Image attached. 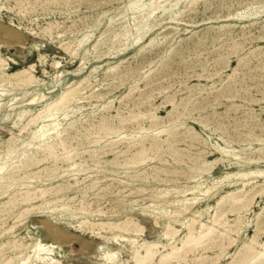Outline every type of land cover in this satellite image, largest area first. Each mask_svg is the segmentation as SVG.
<instances>
[{
	"label": "rangeland",
	"instance_id": "374dc122",
	"mask_svg": "<svg viewBox=\"0 0 264 264\" xmlns=\"http://www.w3.org/2000/svg\"><path fill=\"white\" fill-rule=\"evenodd\" d=\"M49 1L0 0V52L9 62L6 70L12 72L35 64L31 69L34 78L29 84H19L15 78H0L2 173L7 172L12 160H17L16 155L22 148L29 156L33 155L36 145H40L33 133L51 122L39 119L36 124L30 122L23 128L30 118L55 101L64 89L78 85L84 77L88 79L80 85L75 98L55 116L64 131L66 149L63 145L44 148L47 151L40 155H49L50 151L56 154L57 160L49 155L38 166L33 164L18 172L17 183L13 181L11 189L0 188L3 217L0 216V225L4 224L0 226V261L11 256L14 261L22 259L20 249L12 244L22 242L21 239L31 242V236L38 232L44 242L55 245L56 252L45 256L48 262L57 259L54 264H106L102 252L112 249L119 258L113 264H134L131 259L135 247L150 241L181 246L188 232L187 222L192 217L212 224L210 219L216 213L222 214L227 224H215V240L205 241L188 251L190 264H229L231 261L230 264L241 261L243 264L242 256L252 253V250L246 251V245L264 249L261 244L264 243V0ZM53 61L59 62L53 64ZM24 110L27 113L20 116ZM27 143L32 144L27 146ZM142 148L143 152L138 153ZM137 157H145L143 163L132 162ZM26 174L31 177L27 179ZM43 188L48 189L47 198L40 195L41 198L30 202L20 198L28 189L41 194ZM244 188L248 190L245 192ZM230 194L254 196L253 202L248 207L240 206L241 202L234 201ZM48 200L50 203H46ZM69 203V208H62V204ZM10 207H14L13 211ZM7 213L10 214L7 216ZM84 218L99 224L92 228L90 222L81 223ZM169 225L174 226L177 234L170 238L166 235ZM196 225L199 227V222Z\"/></svg>",
	"mask_w": 264,
	"mask_h": 264
},
{
	"label": "bare ground",
	"instance_id": "6f19581e",
	"mask_svg": "<svg viewBox=\"0 0 264 264\" xmlns=\"http://www.w3.org/2000/svg\"><path fill=\"white\" fill-rule=\"evenodd\" d=\"M33 1V0H32ZM51 1V0H50ZM49 1V2H50ZM68 1V0H67ZM154 1V0H153ZM192 1V0H191ZM25 2V1H24ZM29 2H31V1H29ZM28 2V3H29ZM52 2V1H51ZM134 2V1H133ZM135 2H137V1H135ZM18 3V2H17ZM47 3V2H46ZM139 3V2H138ZM31 4V3H30ZM131 5L133 4V3H130ZM160 4H162V3H160ZM163 4H164V2H163ZM18 5H19V3H18ZM32 5V4H31ZM134 5V4H133ZM136 5H137V3H136ZM159 5V4H158ZM15 6H16V4H15ZM141 6H143V5H141ZM164 6V5H163ZM29 6H27V8H28ZM133 8V7H132ZM139 9V8H138ZM156 10V9H155ZM151 13V12H150ZM144 15V14H143ZM148 16V15H147ZM150 16V15H149ZM148 16V17H149ZM147 17V18H148ZM144 19V18H143ZM140 20V19H139ZM147 20V19H146ZM51 24V23H50ZM56 26V25H55ZM55 26H53V27H55ZM139 26H140V24H139ZM146 26V25H145ZM49 27V26H48ZM51 27H52V25H51ZM52 27V28H53ZM137 27V26H136ZM138 28V27H137ZM126 29V28H125ZM221 29V28H220ZM45 30V29H44ZM137 30V29H136ZM37 31V30H36ZM140 29H139V33H140ZM53 32V31H52ZM117 34V33H116ZM127 34V33H126ZM128 34H131L129 31H128ZM128 34L126 35V36H128ZM124 37V36H123ZM129 37V36H128ZM138 38V37H137ZM234 40V39H233ZM238 42V41H237ZM236 42V43H237ZM63 44V43H62ZM1 45V44H0ZM72 46V45H71ZM68 47V46H67ZM125 47V46H124ZM65 48V47H64ZM95 50V49H94ZM238 50V49H237ZM164 54V53H163ZM163 54H161V55H163ZM168 55H169V53H168ZM218 58V57H217ZM58 62L59 61H53V64H58ZM9 62L6 60V58L5 57H3L2 56V54H1V52H0V78H3V79H11V78H15V80H17V82L20 84H24V85H26V84H29V83H31L32 81H33V78H34V73H33V71L31 70V69H34V67H35V64L34 63H32V64H29V67L28 68H22V69H18V70H15V71H12V72H9V71H7L6 69V67L8 66L7 64H8ZM166 63V62H165ZM167 64V63H166ZM166 66V65H165ZM164 66V67H165ZM258 66V65H257ZM46 68V67H45ZM112 68V67H111ZM161 68H163V67H161ZM263 68V67H262ZM95 69V68H94ZM165 69V68H164ZM163 69V70H164ZM45 71V70H44ZM48 71V70H47ZM112 71H116V70H112ZM207 71V70H206ZM149 75H151V73L149 74ZM154 75V74H153ZM208 76V75H207ZM213 76V75H212ZM141 77V76H140ZM151 77V76H150ZM152 78V77H151ZM88 78L86 77H84V79L82 80V81H80L79 82V84L78 85H72V86H70V87H68L67 89H64L63 90V92L61 93V95L55 100V101H53V102H51L48 106H46L45 108H43V109H41L39 112H37V114H35V115H33L31 118H30V121H29V123L28 124H26L23 128H27L28 126H29V124H30V122H32V123H35V122H37L39 119H43L44 121H46V120H51V122L50 123H44L41 127H40V129L37 131V132H35V133H33L34 135V138L35 139H37L38 141H39V143H40V145H36V149H35V151L33 152V155L32 156H29L28 154L29 153H27V150L25 149V148H22L21 149V151H18L19 153L16 155V159L17 160H12V162H11V165H9V166H7V172L6 173H2L1 171H0V188H3V187H10V186H13V181H14V183L16 182L17 183V181H15V179H16V175L18 174V172H20V171H22V169L23 168H28L29 166H32L33 164L34 165H37V164H39L40 162H42V161H44V160H46V159H48V157H49V155H52V156H54L56 159L55 160H57V156H56V154H54L53 152H50L49 151V155H45V154H43V155H40V153L41 152H45V151H47V150H45L44 148H49V149H54V148H57L58 146H60V145H63L64 146V148L66 149V147H65V142H66V140L64 141V138H63V135H62V133L64 132L63 130H61L60 129V127H59V123H57L56 122V118H55V116H56V114L58 113V110L62 107V106H64V105H66L67 103H70L74 98H75V94H76V92L79 90V87H80V85L85 81V80H87ZM2 80V79H1ZM12 80V79H11ZM149 80V79H148ZM1 82V81H0ZM2 82H3V80H2ZM149 83H150V80H149ZM2 84V83H1ZM6 84V83H5ZM8 84H9V81H8ZM88 84H89V82H88ZM9 85H11V84H9ZM13 85V84H12ZM15 85H16V83H15ZM156 85V84H155ZM133 86V85H132ZM135 86V85H134ZM85 87V86H84ZM86 88V87H85ZM89 88V87H88ZM93 91H94V89H93ZM1 92V91H0ZM7 92V91H6ZM91 92V91H90ZM2 93V92H1ZM104 93V92H103ZM148 93V92H147ZM42 94V93H41ZM79 94V93H78ZM87 94V93H86ZM101 94V93H100ZM105 94V93H104ZM104 94L102 95V96H104ZM132 94V93H131ZM131 94H129V95H131ZM139 94H140V92H139ZM41 96V95H40ZM46 97V96H45ZM98 97H99V95H98ZM129 97V96H128ZM35 98V97H34ZM131 98V97H130ZM133 98V97H132ZM149 98V97H148ZM15 99V98H14ZM43 99V98H42ZM83 99V98H82ZM147 100V99H146ZM171 100H173V99H171ZM175 100V99H174ZM173 100V101H174ZM12 101V100H11ZM36 101H37V99H36ZM77 101V100H76ZM172 101V104L174 103ZM176 101V100H175ZM186 102V101H185ZM184 102V103H185ZM189 102V101H188ZM110 103V102H109ZM139 103V102H138ZM1 101H0V106H1ZM107 104V103H106ZM137 104V103H136ZM188 104V103H187ZM199 104V103H198ZM176 105V104H175ZM11 106V105H10ZM69 106V105H68ZM104 107H105V105H104ZM176 107V106H175ZM66 108H67V106H66ZM66 108H64V109H66ZM141 108V107H140ZM153 108H154V106H153ZM173 108V107H172ZM179 108V107H178ZM132 109V108H131ZM130 109V110H131ZM155 109V108H154ZM103 110V109H102ZM135 110V109H134ZM134 110L132 111V112H134ZM141 110V109H140ZM29 111V110H28ZM74 111V110H73ZM135 111H137V110H135ZM147 111V110H146ZM121 112V111H120ZM139 112V111H138ZM142 112V111H141ZM148 112V111H147ZM150 112H153L152 110L150 111ZM155 112V111H154ZM182 112V111H181ZM180 112V113H181ZM184 112V111H183ZM25 113H27V110H24L23 111V113H20V116H22L23 114H25ZM68 114H69V112H68ZM98 114V113H97ZM100 114V113H99ZM101 114H102V112H101ZM100 114V115H101ZM105 114V113H104ZM131 114V113H130ZM129 114V115H130ZM143 114V113H142ZM146 114V113H145ZM148 114V113H147ZM156 114V113H155ZM167 114H170V113H168L167 112ZM173 114V113H172ZM175 114H177V113H175ZM184 114V113H183ZM59 115H60V113H59ZM75 115V114H74ZM89 115V114H88ZM87 115V116H88ZM93 115V114H92ZM94 115H95V113H94ZM128 115V114H127ZM139 115V114H138ZM141 115V114H140ZM144 115V114H143ZM142 115V116H143ZM181 115V114H180ZM62 116V115H61ZM60 116V117H61ZM136 116V115H135ZM141 116V117H142ZM149 116V115H148ZM169 116V115H168ZM92 117V116H91ZM106 117V116H105ZM107 117H109V115L107 116ZM124 117V116H123ZM128 117V116H127ZM130 117V116H129ZM134 117V116H133ZM137 117V116H136ZM147 117V116H146ZM154 117V116H153ZM169 117H171V114H170V116ZM173 117V116H172ZM17 118V117H16ZM69 118V117H68ZM89 118V117H88ZM94 118H96V116H94ZM126 118V117H125ZM140 118V117H139ZM149 118V117H148ZM155 118V117H154ZM181 118V117H180ZM22 119V118H21ZM29 119V118H28ZM76 119V118H75ZM82 119V118H81ZM98 118H96V120H97ZM101 119H103V117L101 118ZM110 119H111V117H110ZM109 119V120H110ZM161 119V118H160ZM169 119V118H168ZM170 119H172V118H170ZM16 120V119H15ZM88 120V119H87ZM108 120V119H107ZM136 120V118L134 119V121ZM138 120V119H137ZM153 120H155V119H153ZM152 120V121H153ZM78 121V120H77ZM76 121V122H77ZM125 121H127V120H125ZM175 121V120H174ZM62 122V121H61ZM70 122V121H69ZM75 122V121H74ZM80 122V121H79ZM82 122V121H81ZM89 122H91V121H89ZM95 122V121H94ZM124 122V121H123ZM122 122V123H123ZM151 122V121H150ZM14 123V122H13ZM18 123H20V122H18ZM88 123V122H87ZM115 123H116V121H115ZM119 123V122H118ZM117 123V124H118ZM125 123V122H124ZM129 123V122H128ZM167 123V122H166ZM36 124V123H35ZM41 124V123H40ZM67 124H69L68 122H67ZM74 124V123H73ZM77 124H78V122H77ZM76 124V125H77ZM95 124H97V123H95ZM100 124V122L98 123V125ZM102 124V123H101ZM100 124V125H101ZM106 124V123H105ZM109 124V123H108ZM32 125V124H31ZM61 125V124H60ZM63 125V124H62ZM100 125H99V127H100ZM114 125V124H113ZM121 125V124H120ZM171 125H173V124H171ZM14 126H16V125H14ZM40 126V125H39ZM96 126V125H95ZM110 126H111V124H110ZM117 126V125H116ZM122 126V125H121ZM62 127V126H61ZM65 127V126H64ZM69 127V126H68ZM68 127H65V128H67L68 129ZM79 126H77V128H78ZM102 127V126H101ZM119 127V126H118ZM127 127V126H126ZM145 127H147V126H145ZM171 127V126H170ZM176 127V126H175ZM31 128V127H30ZM39 128V127H38ZM76 128V129H77ZM88 128V127H87ZM97 128V127H96ZM105 128V127H104ZM111 128V127H110ZM110 128H109V130H110ZM114 128H115V126H114ZM123 128V127H122ZM165 128V127H164ZM19 129H21V128H19ZM63 129V128H62ZM72 129V128H71ZM85 129V128H84ZM98 129V128H97ZM167 129V128H166ZM171 129V128H170ZM175 129H177V128H175ZM252 129V128H251ZM22 131H23V129H21ZM26 130V129H25ZM28 130V129H27ZM65 130V129H64ZM80 130V129H79ZM78 130V131H79ZM94 130H95V128H94ZM100 130V129H99ZM113 129L111 128V131H112ZM169 130V129H168ZM167 130V131H168ZM63 131V132H62ZM70 131V130H69ZM102 131V130H101ZM100 131V132H101ZM110 131V132H111ZM122 131V130H121ZM159 131H161V130H159ZM158 131V132H159ZM163 131V130H162ZM166 130H164V132H165ZM170 131V130H169ZM175 131V130H174ZM173 131V132H174ZM21 132V131H20ZM54 132H56V135H52V133H54ZM85 132V131H84ZM94 132V131H93ZM99 132V133H100ZM107 132V131H106ZM120 132V131H119ZM147 132H149V131H147ZM157 132V133H158ZM78 132L76 131V134H77ZM82 133V132H81ZM90 133V132H89ZM109 133V132H108ZM114 133V132H113ZM116 133V132H115ZM138 133V132H137ZM136 133V134H137ZM151 133H153V132H151ZM151 133H149V134H151ZM162 133V132H161ZM170 133V132H169ZM172 133V132H171ZM177 133V132H176ZM68 134V133H67ZM71 134V133H70ZM69 134V135H70ZM73 134H75V133H73ZM98 134V133H97ZM102 134V133H101ZM122 134V133H121ZM127 134V133H126ZM135 134V133H134ZM159 134H160V132H159ZM78 135V134H77ZM79 135H81V134H79ZM86 135V134H85ZM99 135V134H98ZM103 135H105V134H103ZM133 134H131V136H132ZM140 135V134H139ZM145 135H146V133H145ZM152 135V134H151ZM154 136H155V134H153ZM173 135H175V134H173ZM179 135V134H178ZM72 136H74V135H72ZM88 136H89V134H88ZM91 136V135H90ZM125 136V135H124ZM134 136V135H133ZM136 136H138V135H136ZM168 136V135H167ZM169 136H171V135H169ZM168 136V137H169ZM176 136V135H175ZM174 136V137H175ZM65 137V136H64ZM67 137H69V136H67ZM147 137V135L145 136V138ZM149 137V136H148ZM167 137V138H168ZM172 138H173V136H171ZM80 138V137H79ZM107 138V137H106ZM105 138V139H106ZM138 138V137H137ZM141 138H143L144 139V137H141ZM151 138V137H150ZM153 138V137H152ZM176 138V137H175ZM174 138V139H175ZM66 139V138H65ZM75 139H76V137H75ZM100 139V138H99ZM102 139V138H101ZM112 139V138H111ZM136 139V138H135ZM158 139V138H157ZM165 139V138H164ZM169 139V138H168ZM205 139V138H204ZM68 140V139H67ZM88 140V139H87ZM91 140V139H90ZM93 140V139H92ZM104 140V139H103ZM114 140H116L115 138H114ZM120 141H121V139H119ZM145 140V139H144ZM159 140H160V138H159ZM158 140V141H159ZM166 140V139H165ZM254 140V139H253ZM75 141V140H74ZM83 141V140H82ZM101 141V140H100ZM127 141V140H126ZM137 141V140H136ZM153 141V140H152ZM157 141V142H158ZM168 141V140H167ZM167 141H165V142H167ZM114 142V141H113ZM129 142V141H128ZM135 142V141H134ZM143 142V141H142ZM202 142V141H201ZM71 143V142H70ZM81 143V142H80ZM117 143V141L115 142V144ZM119 144H120V142H118ZM133 143V142H132ZM136 143V142H135ZM139 143H140V141H139ZM150 143V142H149ZM153 143V142H152ZM163 143V142H162ZM31 144L32 143H27V146L29 145V146H31ZM145 144V143H144ZM163 144H165V143H163ZM10 145V144H9ZM12 145H14L13 143H12ZM41 145H44L45 147H41ZM91 145V144H90ZM130 145V144H129ZM139 145V144H138ZM151 145V143L149 144V146ZM153 145V144H152ZM158 145V144H157ZM168 145H170V144H168ZM190 145V144H189ZM215 145V144H214ZM78 146V145H77ZM111 146H112V144H111ZM133 146V145H132ZM135 146H137V145H135ZM141 146H143L142 145V143H141ZM154 146V145H153ZM107 147H108V145H107ZM160 147H162V146H160ZM9 148V147H8ZM14 148V147H13ZM102 147H100V149H101ZM113 148V147H112ZM144 148V147H143ZM143 148L140 150V151H138V153L140 152V153H142L143 152ZM150 148V147H149ZM152 148V147H151ZM159 148V147H158ZM163 148V147H162ZM1 149V148H0ZM72 149V148H71ZM88 149V148H87ZM91 149V148H90ZM118 149V148H117ZM128 150H129V148H127ZM131 149V148H130ZM4 150V149H3ZM3 150H2V152H3ZM12 150V149H11ZM96 150V149H95ZM137 150V149H136ZM144 150H145V148H144ZM149 150V149H148ZM160 150H161V148H160ZM222 150V149H221ZM224 150V149H223ZM7 151V150H6ZM10 151V150H9ZM62 151H64V150H62ZM61 151V152H62ZM66 151H68V150H66ZM65 151V152H66ZM81 151H83V150H81ZM116 151V150H115ZM130 151V150H129ZM150 151V150H149ZM156 151V150H155ZM159 151V150H158ZM225 151V150H224ZM91 152H92V150H91ZM125 152H126V149H125ZM137 152V151H136ZM12 153V152H11ZM10 153V154H11ZM14 153V152H13ZM30 153H31V151H30ZM66 153H69V151L68 152H66ZM94 153V152H93ZM121 153V152H120ZM148 153V152H147ZM73 154V153H72ZM101 154V153H100ZM99 154V155H100ZM137 154V153H136ZM149 154V153H148ZM152 154V153H151ZM1 155V154H0ZM75 155V154H74ZM102 155H104L103 153H102ZM138 155V154H137ZM146 155V154H145ZM13 156V155H12ZM61 156V155H60ZM59 156V157H60ZM69 156V155H68ZM98 156V155H97ZM147 156V155H146ZM149 156H151V155H149ZM1 157H3V156H1ZM6 157V156H5ZM58 157V158H59ZM90 157V156H89ZM88 157V158H89ZM248 157V156H247ZM4 158V157H3ZM72 158V157H71ZM87 158V159H88ZM129 158L131 159V157L129 156ZM133 158V157H132ZM148 158V157H147ZM146 158V159H147ZM151 158H152V156H151ZM157 158V157H156ZM176 158V157H175ZM174 158V159H175ZM226 158V157H225ZM243 158V157H242ZM249 158V157H248ZM2 159V158H1ZM65 159V158H64ZM63 159V160H64ZM145 159V157H137V158H134L133 160H132V162H142L143 160ZM7 160V159H6ZM67 160H69V159H67ZM84 160H85V158H84ZM149 160V159H148ZM153 160V159H152ZM247 160V159H246ZM2 161V160H1ZM5 161V160H4ZM71 161V160H70ZM176 161V160H175ZM177 161H178V159H177ZM176 161V162H177ZM7 162H9L8 160H7ZM56 161H54V163H55ZM64 162V161H63ZM63 162H61V163H63ZM67 162V161H66ZM83 162V161H82ZM127 162V161H126ZM125 162V163H126ZM131 162V161H130ZM216 162V161H215ZM3 163V162H2ZM5 163V162H4ZM69 163V162H68ZM143 163V162H142ZM6 164V163H5ZM56 164V163H55ZM86 164V163H85ZM139 164V163H138ZM208 164V163H207ZM72 165V164H71ZM127 165V164H126ZM133 165H135V164H133ZM38 166V165H37ZM55 165H53V167H54ZM58 166V165H57ZM68 166V165H67ZM66 166V167H67ZM69 166H70V164H69ZM69 166L67 167V168H69ZM35 167V166H34ZM43 167H45V166H43ZM52 167V166H51ZM59 167V166H58ZM81 167V166H80ZM157 167V166H156ZM1 166H0V170H1ZM41 168V167H40ZM46 168V167H45ZM62 168H64L63 166H62ZM82 168V167H81ZM92 168V167H91ZM97 168V167H96ZM155 168V167H154ZM211 168V167H210ZM5 169V170H6ZM47 169V168H46ZM52 169V168H51ZM70 169V168H69ZM80 169V168H79ZM79 169H78V171H79ZM160 169V168H159ZM208 169V168H207ZM43 170V169H42ZM53 170V169H52ZM81 170V169H80ZM86 170H88V169H86ZM99 170H100V168H99ZM98 170V171H99ZM151 170V169H150ZM211 170V169H210ZM210 170H208V171H210ZM47 171V170H46ZM77 171V170H76ZM75 171V172H76ZM83 171V170H82ZM142 171V170H141ZM144 171H146V170H144ZM165 171V170H164ZM255 171V170H254ZM258 171V170H257ZM31 172V171H30ZM35 172V171H34ZM38 172V171H37ZM41 172V171H40ZM45 172V171H44ZM51 172H54V171H51ZM70 172V171H69ZM74 172V171H73ZM74 172V173H75ZM85 171H83V173H84ZM143 172V171H142ZM39 173V172H38ZM67 173V172H66ZM78 173V172H77ZM80 173H82V172H80ZM145 173V172H144ZM246 173V172H245ZM244 173V174H245ZM30 174V173H29ZM51 174V173H50ZM55 173H53V175H54ZM58 174V173H57ZM57 174H55V175H57ZM65 174V173H64ZM69 174V173H68ZM142 174V173H141ZM31 176H32V172H31V174H30ZM60 175V174H59ZM252 175V174H251ZM26 176H27V174H26ZM31 176H27V179H28V177H31ZM34 176V175H33ZM39 176H41V175H39ZM38 176V177H39ZM51 176V175H50ZM76 176V175H75ZM88 175H86L85 177H87ZM37 177V176H36ZM49 176H47V178H48ZM91 177V176H90ZM89 177V178H90ZM107 176H105V178H106ZM144 177V176H143ZM240 177V176H239ZM244 177V176H243ZM70 178L71 177H69V180H70ZM104 178V177H103ZM102 178V179H103ZM148 178V177H147ZM193 178V177H192ZM34 179H35V177H34ZM41 179V178H40ZM49 179V178H48ZM51 179V178H50ZM56 179V178H55ZM17 180V179H16ZM20 180V179H19ZM23 180V179H22ZM37 180V179H36ZM66 180V179H65ZM85 181H86V178L84 179ZM97 180V179H96ZM96 180H94V181H96ZM21 181V180H20ZM30 181V180H29ZM45 181V180H44ZM49 181V180H48ZM75 181V180H74ZM19 182V181H18ZM82 182H84V181H82ZM97 183H98V181H96ZM128 182H130V181H128ZM20 183V182H19ZM28 183H30V182H28ZM58 182H56V184H57ZM59 183H61V181L59 182ZM63 183H66V182H64L63 181ZM62 183V184H63ZM70 183V182H69ZM68 183V184H69ZM74 183V182H73ZM100 183V182H99ZM102 183V182H101ZM100 183V184H101ZM55 184V185H56ZM77 184V183H76ZM86 184V183H85ZM84 184V185H85ZM111 184V183H110ZM113 184V183H112ZM26 185V184H25ZM58 185V184H57ZM93 185L95 186V182L93 183ZM114 185V184H113ZM201 185V184H200ZM21 186V185H20ZM53 186V185H52ZM68 186V185H67ZM66 186V187H67ZM73 186V185H72ZM103 186H105V185H103ZM117 186V185H116ZM19 187V186H18ZM23 187H24V185H23ZM27 187V186H26ZM43 187V186H42ZM63 187H65L64 185H63ZM78 187V186H77ZM87 187V186H86ZM114 187V186H113ZM112 187V188H113ZM120 187V186H119ZM48 188V187H47ZM51 188H53V187H51ZM51 188H50V190H51ZM61 188V187H60ZM69 188V187H68ZM79 188V187H78ZM91 188V187H90ZM97 188V187H96ZM111 188V189H112ZM124 188V187H123ZM10 189H11V187H10ZM13 189H14V187H13ZM37 189V188H36ZM83 189H87V188H83ZM83 189H82V191H83ZM122 189V188H121ZM126 189V188H125ZM140 189H142V188H140ZM251 189V188H250ZM24 190H26V189H24ZM41 190V194H38L37 193V190H35L34 189V191H32V190H27V191H25L21 196H20V198L22 197V201H24V202H30V201H33V200H35L37 197H39L40 195H41V197L42 196H44L45 197V194L47 193V190L48 189H46V188H43V189H40ZM49 190V191H50ZM68 190V189H67ZM88 190V189H87ZM89 190H91V189H89ZM93 190V189H92ZM107 190V189H106ZM119 190V189H118ZM122 190H124V189H122ZM165 190V189H164ZM166 190H169L168 188L166 189ZM165 190V191H166ZM242 190H244L245 191V188L244 189H242ZM248 190V189H247ZM246 190V191H247ZM7 191H8V189H7ZM20 191V190H19ZM18 191V192H19ZM48 191V192H49ZM56 191H58V190H56ZM55 191V192H56ZM60 191V190H59ZM65 191V190H64ZM74 191H75V189H74ZM103 191V190H102ZM125 191V190H124ZM131 191V190H130ZM157 191V190H156ZM160 191V190H159ZM180 191V190H179ZM232 191V190H231ZM245 191V192H246ZM1 192V191H0ZM4 192V191H3ZM6 192V191H5ZM9 192V191H8ZM13 192V191H12ZM40 192V191H39ZM54 192V193H55ZM80 192V191H79ZM84 192H85V190H84ZM162 192V191H161ZM169 192V191H168ZM177 192H178V190H177ZM21 193V192H20ZM19 193V194H20ZM51 193V192H50ZM57 193V192H56ZM96 192H94V194H95ZM99 193H100V191H99ZM102 193V192H101ZM100 193V194H101ZM107 193V192H106ZM124 193V192H123ZM158 193V192H157ZM234 193V192H233ZM241 193V192H240ZM14 194V193H13ZM49 194V193H48ZM47 194V195H48ZM77 194V193H76ZM86 194V193H85ZM93 194V195H94ZM160 194V193H159ZM6 195V194H5ZM12 195V194H11ZM63 195V194H62ZM84 195V194H83ZM92 195V196H93ZM99 195V194H98ZM104 195V194H103ZM154 195H157V194H154ZM161 195V194H160ZM231 195V194H230ZM2 196V195H1ZM14 196V195H13ZM61 196V195H60ZM67 196V195H66ZM16 197V196H15ZM18 197V196H17ZM41 197H39V198H41ZM57 197V196H56ZM59 197V196H58ZM72 197H73V195H72ZM95 197V196H94ZM97 197V196H96ZM99 197V196H98ZM97 197V198H98ZM121 197H122V195H121ZM121 197H119V198H121ZM202 197V196H201ZM231 197L233 198L234 197V201H239V202H241V205L240 206H242V205H244V206H246V207H248V206H250L251 205V203L253 202V198H254V196H251V197H249V196H247V195H243L242 197L241 196H232L231 195ZM45 198H47V197H45ZM60 198V197H59ZM63 198V197H62ZM68 198H70V197H68ZM81 198V197H80ZM84 198V197H83ZM126 198V197H125ZM229 198H230V196H229ZM7 199H9V198H7ZM12 199V198H11ZM10 199V200H11ZM15 199V198H14ZM13 199V200H14ZM71 199V198H70ZM99 199V198H98ZM104 199H105V197H104ZM117 199V198H116ZM122 199V198H121ZM127 199V198H126ZM171 199V198H170ZM224 198H222V200H223ZM52 200V199H51ZM55 200V199H54ZM62 200V199H61ZM64 200V199H63ZM80 200V199H79ZM82 200V199H81ZM97 200V199H96ZM103 200V199H102ZM118 200V199H117ZM125 200V199H124ZM123 199L122 200H120V201H124ZM130 200V199H129ZM221 199H220V201H222ZM232 200V199H231ZM5 201V200H4ZM9 201V200H8ZM7 201V202H8ZM15 201V200H14ZM20 201V200H19ZM36 201V200H35ZM66 201V200H65ZM89 201V200H88ZM99 201V200H98ZM116 201V200H115ZM77 202H78V200H77ZM81 202V201H80ZM125 202V201H124ZM170 202H171V200H170ZM173 202V201H172ZM232 202H233V200H232ZM242 202H243V204H242ZM2 203V202H1ZM45 203V202H44ZM46 203H50V200H48ZM58 203V202H57ZM84 203V202H83ZM99 203V202H98ZM122 203V202H121ZM130 203V202H129ZM220 204H221V202H219ZM218 203V204H219ZM223 203H224V201H223ZM230 203V202H229ZM228 203V204H229ZM3 204V203H2ZM12 204V203H11ZM15 204V203H14ZM22 204V203H21ZM39 204V203H38ZM41 204V203H40ZM39 204V205H40ZM72 204V203H71ZM74 204H77V203H74ZM74 204H72V205H74ZM82 204V203H81ZM100 204V203H99ZM117 204H118V202H117ZM128 204V203H127ZM161 204V203H160ZM181 204V203H180ZM217 204V205H218ZM238 204V203H237ZM36 205V204H35ZM34 205V206H35ZM46 205V204H45ZM49 205H52V204H49ZM56 205V204H55ZM87 205V204H86ZM114 205V204H113ZM121 205V204H120ZM192 205V204H191ZM230 205H232L231 203H230ZM233 205H234V203H233ZM5 206V205H4ZM3 206V207H4ZM18 206V205H17ZM17 206H15V207H17ZM38 206V205H37ZM47 206V205H46ZM71 205H70V203L69 204H62V208L64 209V208H69ZM80 206V205H79ZM154 206V205H153ZM238 206V205H237ZM236 206V207H237ZM240 206H238V209L239 210H241L239 207ZM8 207V206H7ZM6 207V208H7ZM18 207H20V206H18ZM24 207V206H23ZM27 207V206H26ZM30 207H32V206H30ZM76 207V206H75ZM87 207V206H86ZM98 207V206H97ZM114 207V206H113ZM155 207H156V204H155ZM218 207V206H217ZM222 207V206H221ZM230 207H232V206H230ZM11 208V210L14 208H12V207H10ZM25 208V207H24ZM28 208H29V206H28ZM33 208H35V207H33ZM56 208V207H55ZM62 208H61V210H62ZM82 208H84L85 209V207H82ZM88 208V207H87ZM114 208H116V207H114ZM235 208V207H234ZM233 208V209H234ZM17 209V208H16ZM27 209V208H26ZM57 209V208H56ZM65 209V210H66ZM95 209V208H94ZM93 209V210H94ZM102 209V208H101ZM108 209V208H107ZM106 209V210H107ZM128 209V208H127ZM218 209V208H217ZM216 209V210H217ZM249 209V208H248ZM23 210V209H22ZM22 210H19L20 212L22 211ZM43 210V209H42ZM52 210H55V209H52ZM60 210V211H61ZM92 210V209H91ZM113 210V209H112ZM119 210V209H118ZM157 210V209H156ZM215 210V211H216ZM243 210V209H242ZM245 210V209H244ZM13 211V210H12ZM31 211V210H30ZM30 211H29V213H30ZM33 211H35L34 209H33ZM38 211V210H37ZM40 211V210H39ZM68 211V210H67ZM75 211V210H74ZM96 211V210H95ZM113 211H115L116 212V210H113ZM120 211V210H119ZM179 211V210H178ZM228 211H232V208L230 209V210H228ZM9 212V211H8ZM106 212H108V211H106ZM114 212V213H115ZM122 212V211H121ZM177 212V211H176ZM199 212H201V210L199 211ZM218 212V211H217ZM236 212V211H235ZM13 213H15V212H13ZM27 213V212H26ZM91 213H92V211H91ZM110 213V212H109ZM112 213V212H111ZM114 213H113V215H114ZM120 213V212H119ZM180 213V212H179ZM178 213V214H179ZM204 213V212H203ZM225 213H226V211H225ZM1 214V213H0ZM3 214V213H2ZM8 214H10V213H7V216H8ZM93 214H95V213H93ZM99 214V213H98ZM107 214V213H106ZM121 214V213H120ZM157 214V213H156ZM174 214V213H173ZM263 214V213H262ZM58 215V214H57ZM60 215V214H59ZM71 215V214H70ZM81 215V214H80ZM107 215H109V214H107ZM110 215H112V214H110ZM115 215H117V214H115ZM132 215V214H131ZM152 215H153V213H152ZM171 215V214H170ZM175 215H177L176 213H175ZM196 215V214H195ZM198 215H201V213L200 214H198ZM203 215V214H202ZM226 215V214H225ZM1 216V215H0ZM25 216V215H24ZM72 216V215H71ZM78 216V215H77ZM76 216V217H77ZM172 216V215H171ZM223 216H224V214H223ZM2 217V216H1ZM10 217V216H9ZM19 217V216H18ZM60 217H61V215H60ZM86 217V216H85ZM127 217V216H126ZM125 217V218H126ZM156 217V216H155ZM212 217V216H211ZM3 218V217H2ZM4 218H5V216H4ZM15 218H16V216H15ZM72 218V217H71ZM97 218V217H96ZM8 219V218H7ZM128 219H129V217H128ZM133 219V218H132ZM134 219H135V216H134ZM137 219V218H136ZM135 219V220H136ZM227 219V218H226ZM242 219V218H241ZM24 220V219H23ZM22 220V221H23ZM77 220V219H76ZM81 220V219H80ZM79 220V221H80ZM125 220V219H124ZM158 220V219H157ZM156 220V221H157ZM187 220V219H186ZM211 221H212V224H207L206 222H202V221H200V219H196V217L195 218H191L188 222H187V228H188V232H187V234H186V236L181 240L182 241V245L180 246H177V245H173L172 243H169L170 244V246H168L167 244H165V243H162V242H160V241H150V242H145V243H142L141 245H139V246H137V247H135V250H134V252H133V255H132V258L133 259H131V260H134V264H190V262H188L187 261V253H188V251L190 250V249H192L193 250V248H195L196 246H198V245H200V244H202V243H204L205 241H209V240H211V239H214L215 240V238H216V236L214 235V229L216 230V228H214V225L215 224H219V226H220V224H222V225H226L227 224V220H224V218H222V214H215L211 219H210ZM238 220V219H237ZM236 220V221H237ZM3 221H5V220H3ZM16 221V220H15ZM22 221L20 222V223H22ZM61 221H64V220H61ZM68 222H69V220H67ZM67 221H65V223L67 222ZM104 221V220H103ZM103 221L101 222V224L103 223ZM108 221V220H107ZM106 221V222H107ZM120 221H123V220H120ZM131 221V220H130ZM136 221H138V219L136 220ZM244 221V220H243ZM6 222V221H5ZM67 222V223H68ZM86 222H90L91 223V225H92V228L94 227V226H96L97 224H99L98 223V221H96V222H94V221H90V220H88V219H83L82 221H81V223H86ZM105 222V223H106ZM110 222V221H109ZM108 222V223H109ZM113 222H115L114 220H113ZM182 222V221H181ZM197 222H199V227L196 225L197 224ZM4 223V222H3ZM117 223V222H116ZM119 223V222H118ZM13 224V223H12ZM70 224H71V222H70ZM121 225H122V223H120ZM129 224V221H128V223H127V225ZM141 224V223H140ZM170 224V223H169ZM184 224V223H183ZM238 224H239V222H238ZM4 225V224H3ZM2 225V226H3ZM14 225H16L17 226V223L16 224H14ZM33 225V224H32ZM50 225H51V227H52V224L50 223ZM110 225V224H109ZM171 225V224H170ZM168 226V229L166 230V235L167 236H169V238H170V235L171 236H174L173 234H175V229H173V227L172 226ZM185 225V224H184ZM183 225V226H184ZM232 225V224H231ZM230 225V226H231ZM233 225H235V224H233ZM1 226V225H0ZM1 226V227H2ZM10 226V225H9ZM34 226V225H33ZM75 226V225H74ZM103 226V225H102ZM134 226V225H133ZM136 226V225H135ZM167 226V225H166ZM229 226V227H230ZM13 227V225L10 227V228H12ZM50 227V226H49ZM48 227V228H49ZM82 227V226H81ZM83 227H85V226H83ZM82 227V228H83ZM100 227V226H99ZM122 227V226H121ZM145 227V226H144ZM228 227V226H227ZM238 227V226H237ZM241 227V226H240ZM5 228V227H4ZM15 228V227H14ZM81 228V229H82ZM87 228V227H86ZM85 228V229H86ZM97 228H98V226H97ZM108 228L109 229H111L110 228V226H108ZM113 228V227H112ZM129 228V227H128ZM131 228V227H130ZM133 228V227H132ZM226 228V227H225ZM84 229V228H83ZM138 229H140V228H137V230ZM3 230V229H2ZM14 230V229H13ZM54 230V229H53ZM94 230V229H93ZM99 230V229H98ZM97 230V231H98ZM118 230V229H117ZM125 230V229H124ZM127 230H129V229H127ZM228 230H229V228H228ZM232 230H233V228H232ZM4 231H5V229H4ZM89 231H91V229L89 230ZM96 231V230H95ZM106 231V230H105ZM108 231V230H107ZM114 230H112V232H113ZM131 231V230H130ZM177 231V230H176ZM217 231V230H216ZM2 232V231H1ZM98 232H101V231H98ZM110 232H111V230H110ZM134 232V231H133ZM132 232V233H133ZM137 232V231H136ZM222 232V231H221ZM230 232H231V230H230ZM263 232V231H262ZM91 233V232H90ZM120 233H122L121 231H120ZM120 233H117V234H120ZM124 233V232H123ZM164 233H165V230H164ZM220 233V232H219ZM224 233V232H223ZM232 233H234V232H232ZM257 233H259V232H257ZM95 234V233H94ZM97 234H100V233H97ZM108 235V234H107ZM115 235V234H114ZM121 235V234H120ZM119 235V236H120ZM136 235H138V234H136ZM175 235H177V234H175ZM184 235V234H183ZM256 235V234H255ZM7 236V235H6ZM101 236V235H100ZM104 236V235H103ZM109 236V235H108ZM229 236V235H228ZM32 237V239H33V241H31V242H24L23 241V239H21L20 241H22V242H20V243H14V244H12V245H14V247H16V248H19L20 249V252H21V254L23 255V257H22V259H20L19 261H14V257L13 256H11V257H8V258H3L4 260H2V261H0V264H54V263H57L58 262V260L57 259H53L52 261H46L45 260V256L46 255H50V254H53V253H55L56 252V248H55V245L54 244H52V243H46V242H44L43 240H42V238H41V236L39 235V233L38 232H36L34 235H32L31 236ZM30 237V238H31ZM99 237V236H98ZM124 237V236H123ZM129 237L130 236H127V238L129 239ZM218 237H219V235H218ZM222 237V236H221ZM224 237H225V234H224ZM227 237V236H226ZM103 238H106V237H103ZM109 238V237H108ZM107 238V239H108ZM172 238H174V237H172ZM228 238V237H227ZM258 238H259V235H258ZM11 239V238H10ZM13 239H15V238H13ZM18 239V238H17ZM127 239V240H128ZM137 239V238H136ZM181 239V238H180ZM230 239H232V238H230ZM105 240V239H104ZM172 240V239H171ZM5 241V240H4ZM7 241V240H6ZM13 241V240H12ZM17 241V240H16ZM103 241V240H102ZM133 241V240H132ZM174 241V240H173ZM221 241V240H220ZM225 241V239L223 240V243H225L224 242ZM228 241H230V240H228ZM231 241H234V239H232ZM235 241H236V239H235ZM254 241L255 242H258L255 238H254ZM253 241V242H254ZM11 242V241H10ZM131 242V241H130ZM168 242H170V241H168ZM8 243V242H7ZM12 243V242H11ZM211 243V242H210ZM218 244H219V242H217ZM228 243H230V242H228ZM234 243V242H233ZM0 244H2V242L0 243ZM209 244V243H208ZM214 244H216L215 242L213 243V245ZM245 244H247V243H245ZM263 246H264V243H261ZM4 245V244H3ZM131 245V244H130ZM207 245V244H206ZM221 245V244H220ZM132 246V245H131ZM134 246V245H133ZM216 246H218V245H216ZM222 246V245H221ZM224 246V245H223ZM232 246V245H231ZM10 247V246H9ZM13 247V248H14ZM103 247V246H102ZM230 247V246H229ZM244 247V246H243ZM262 247V246H261ZM5 248V247H4ZM15 248V249H16ZM132 248V247H131ZM163 248V249H162ZM209 248H210V246H209ZM214 248V247H213ZM224 248V247H223ZM226 248H228V247H226ZM241 248H242V246H241ZM264 248V247H263ZM1 249H3V248H1ZM10 249H12V248H10ZM9 249V250H10ZM199 249H200V247H199ZM203 250L205 249V248H202ZM220 249H221V247H220ZM245 249H246V251L248 250H252V253H250V254H248L247 256H242L243 257V264H264V249H256V248H254V246H251V245H246L245 246ZM244 249V250H245ZM112 250V249H111ZM111 250H107V249H105L103 252H102V256H103V258H104V260H105V263L106 264H113V263H115V260H116V258H118L117 256H116V251H111ZM195 250H197L198 251V249H195ZM240 250V249H239ZM206 251V250H205ZM132 252V251H131ZM190 252V251H189ZM194 252V251H193ZM193 252H191V255H193L192 253ZM203 252V251H202ZM237 252V251H236ZM239 252V251H238ZM240 252H242V251H240ZM158 253H160V254H158ZM195 253H196V251H195ZM198 253V252H197ZM201 253V252H200ZM244 253V252H243ZM247 253V252H246ZM5 254H6V252H5ZM20 254V253H19ZM131 254V253H130ZM190 254V253H189ZM202 254V253H201ZM205 254H207V253H205ZM3 255V254H2ZM194 255H196V254H194ZM200 255V254H199ZM243 255V254H242ZM246 255V254H245ZM53 256V255H52ZM198 256V255H197ZM203 256V255H202ZM235 256H238V254L237 255H235ZM130 257V256H129ZM205 257V256H204ZM224 257V256H223ZM233 257V256H232ZM240 257H241V255H240ZM17 258V257H16ZM15 258V259H16ZM18 258H19V256H18ZM192 257H190V259H191ZM200 258V257H199ZM233 258H235V257H233ZM237 258V257H236ZM119 259V258H118ZM129 259V260H130ZM195 260L197 259V257L196 258H194ZM212 259H214V258H212ZM238 259V258H237ZM240 259V258H239ZM128 260V261H129ZM191 260H193V259H191ZM195 260L193 261V262H195ZM198 260V259H197ZM197 260H196V262H197ZM209 260V259H208ZM60 261V260H59ZM121 261V260H120ZM203 261H204V259H203ZM214 261V260H213ZM126 262H127V260H126ZM192 262V263H193ZM219 262V261H218ZM217 262V263H218ZM232 262V261H231ZM230 262V263H231ZM242 262V261H241ZM240 262V263H241ZM60 263V262H59ZM100 263V262H99ZM129 263V262H128ZM229 263V264H230ZM234 263H235V261H234ZM240 263H236V264H240ZM122 264H124V263H122ZM131 264V263H130ZM197 264V263H196ZM199 264H201V263H199ZM202 264H204L203 262H202ZM207 264V263H206Z\"/></svg>",
	"mask_w": 264,
	"mask_h": 264
}]
</instances>
